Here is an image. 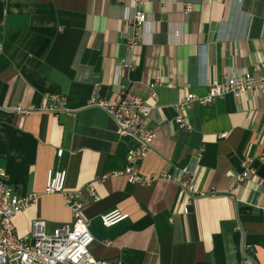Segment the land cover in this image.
I'll list each match as a JSON object with an SVG mask.
<instances>
[{"label": "crops", "instance_id": "0c3cea01", "mask_svg": "<svg viewBox=\"0 0 264 264\" xmlns=\"http://www.w3.org/2000/svg\"><path fill=\"white\" fill-rule=\"evenodd\" d=\"M137 8L147 16L138 30L129 20ZM256 66L264 73V0L0 1V170L19 196L38 195L16 213V235L28 238L35 219L51 234L73 221L64 194L45 192L49 170H66L67 190L93 182L99 196L81 195L96 258L264 264V87L194 103L191 130L175 120L187 92L205 96L214 80ZM122 88L156 105L142 174L192 180L198 195L188 213L177 182L138 186L120 173L137 141L87 102L94 93L113 100ZM51 94L66 96L75 115L44 110ZM246 156L257 173L233 194ZM113 210L129 217L106 228L101 216Z\"/></svg>", "mask_w": 264, "mask_h": 264}, {"label": "built area", "instance_id": "2783aa9c", "mask_svg": "<svg viewBox=\"0 0 264 264\" xmlns=\"http://www.w3.org/2000/svg\"><path fill=\"white\" fill-rule=\"evenodd\" d=\"M8 1V0H0ZM125 2L127 0H118ZM188 7V6H187ZM135 29L141 28L147 22L146 13L137 8L134 17L129 19ZM176 34H181L180 31ZM125 63L124 66H129ZM262 66H256L255 71H246L241 75L230 73L223 82L214 80L209 84V92L205 96L187 92L176 104V122L179 128L191 130L188 111L194 103L209 105L218 97L232 94L240 98L244 93L256 88L264 87V73ZM163 84V80H157L150 84L152 97L157 99L156 87ZM168 85H172L169 83ZM52 103L43 107L44 110L75 115V112L67 107V97L59 94H51ZM87 106H97L104 109L117 125V132L122 136H130L137 141V146L131 149L126 157L124 170L120 172L127 180L138 186H148L160 177L177 182L185 195L183 212L188 213L192 199L198 195L195 183L190 179H183L169 174L147 176L141 172V164L152 149V143L156 137V131L149 127L148 118L156 105L148 104L142 97L134 94L127 88H122L113 100H107L94 93L88 100ZM32 109V108H31ZM223 135V134H222ZM64 152L58 149V156ZM260 159L264 161V153ZM254 157L246 156L243 159L241 172H233L235 187L234 194L240 184H245L251 175L257 170L252 166ZM102 177L97 179H104ZM66 170L50 169L47 176L45 192L49 194L63 193L66 204L72 209L74 219L71 223L60 226L54 233L46 229V222L35 219L32 222L31 235L21 238L16 235L14 217L17 212L26 209L33 204L38 195L36 193L19 196L15 187L8 183V176L4 170H0V264H122L121 260H104L96 258L91 250L94 236L90 230V223L82 215L83 202L81 195L86 189L94 200H98L93 182L86 184L79 190L66 189ZM129 217L128 213L113 210L101 216L104 227L110 228ZM246 264H254L250 258Z\"/></svg>", "mask_w": 264, "mask_h": 264}]
</instances>
